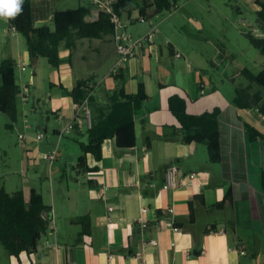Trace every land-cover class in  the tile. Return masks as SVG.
<instances>
[{
  "label": "crops",
  "instance_id": "0c3cea01",
  "mask_svg": "<svg viewBox=\"0 0 264 264\" xmlns=\"http://www.w3.org/2000/svg\"><path fill=\"white\" fill-rule=\"evenodd\" d=\"M253 1L258 11L260 6ZM96 4L90 20L102 7ZM54 11L43 10L33 0L35 25L52 20ZM139 17V4L121 16L133 38L145 36L152 22L158 26L153 17L148 21ZM5 23L0 25V37L8 48L0 54V64L5 58L17 61L26 133L19 150L20 168L14 169L22 170L23 179L18 182L4 172L0 184L9 192L22 189L27 198L31 189L40 191L51 207V222L37 251L11 255L0 250V264H264V137L252 140L245 127L247 122L263 132L264 116L258 109L234 105L236 83L228 75L204 78L202 70L210 62L199 47L185 48L174 38L175 31L164 26H158L152 43L136 47L135 56L121 67L126 91L136 93L143 83L149 95L136 109V144L121 147L114 138L106 139L100 160L88 154L89 165L98 169L80 173V142L88 140L92 118L99 113L98 106L108 103L107 93L116 90L118 80L113 68L100 81L94 79L90 119L83 114L77 120L80 111L70 91L77 80L91 76L86 55L77 57V48L86 45L95 53L111 52V61L116 56L117 64L115 35L97 42L85 38L74 47L63 41L58 67L49 66L45 57L33 65L26 38L7 19ZM187 25L201 30L190 21ZM174 94L186 98L192 114L221 108L220 161L210 160L203 142L171 138L182 132L169 107ZM31 112L38 115L36 124L27 121ZM39 132L44 133L41 140ZM53 151L51 160L46 154ZM172 166L177 171L174 184H169ZM229 192L232 201L215 207ZM83 216L90 219L84 232L77 222Z\"/></svg>",
  "mask_w": 264,
  "mask_h": 264
},
{
  "label": "trees",
  "instance_id": "16d2710c",
  "mask_svg": "<svg viewBox=\"0 0 264 264\" xmlns=\"http://www.w3.org/2000/svg\"><path fill=\"white\" fill-rule=\"evenodd\" d=\"M107 4L101 7L98 17L88 19L91 9L85 5L75 8L57 9L53 13L54 27L49 25L37 26L34 23L33 0H23L22 12L15 18H9L8 23L19 33L24 35L28 45V52L35 65L40 57L48 59L49 63L58 67L62 58L59 48L63 41L67 47H74L79 40L85 38H101L105 35L116 34V24L112 20L114 14L120 18L124 14H130L133 0H107ZM260 8L257 11V30L246 31L245 35L253 46L264 55V0H257ZM140 16L154 17L158 13L171 9L170 0H141ZM189 30L188 33H199L206 36L201 30ZM191 31V32H190ZM17 61L13 58H5L0 64V112L6 114L13 128L18 121L19 106L18 96L20 85L17 82ZM113 73V72H112ZM118 80V85L113 93H107L108 103L98 106L99 113L92 118V124L87 130L88 140L80 142L82 154L77 163V170L82 172L95 171L97 166H90L88 154L100 160L103 155V143L108 138H114L121 147H132L136 144L135 113L142 103L149 98L143 83L139 85L136 93H129L125 88V75L119 68L113 73ZM242 75L247 79L246 84H238L236 76ZM237 75L230 77L236 83V94L233 103L242 109H258L264 116V69L260 73H253L248 67L239 69ZM94 77L79 79L70 91L74 102L80 107L88 99L93 103ZM169 107L178 119L181 133H175L176 139L184 142H203L208 147L209 158L212 162H218L222 158L219 114L221 108L200 114H192L187 110L186 98L174 94L169 98ZM78 117L83 116V110H79ZM77 119V117H76ZM77 125V124H75ZM245 127L250 133L251 139L264 137V131L245 122ZM264 189V171L262 174ZM232 201V194L227 196L215 207H223L226 202ZM51 222V207L44 202L43 195L36 189H31L29 198L22 189L9 192L0 184V246L3 245L11 255H19L21 252L32 253L37 251L42 236L47 233ZM78 223L87 231L89 216L80 217Z\"/></svg>",
  "mask_w": 264,
  "mask_h": 264
},
{
  "label": "rangeland",
  "instance_id": "374dc122",
  "mask_svg": "<svg viewBox=\"0 0 264 264\" xmlns=\"http://www.w3.org/2000/svg\"><path fill=\"white\" fill-rule=\"evenodd\" d=\"M170 1L173 4L171 9L164 10L153 18L156 19L161 29L164 26L169 28V30H174V38L185 48L190 49L194 46L196 48L199 47L203 51L210 62L209 67L202 70L204 78L210 77V75L236 76L238 70L244 67H248L255 74L260 73L264 69V55L251 44L245 35L246 31L257 30L258 28L257 8L253 0ZM140 2L141 0H133V7L135 8ZM34 3L39 5L43 10L48 7L54 10L75 8L79 5H85L90 9L98 7L93 0H34ZM170 13H174L170 17L171 24H169L170 20H167ZM189 21L201 29L206 38H203L199 33H188L187 27L192 28L187 25ZM0 22L6 24L4 18H0ZM45 24L54 27L53 19L45 18L43 22H36L37 26ZM22 38L25 40L23 35ZM91 40L92 42L98 41L97 38H92ZM86 41L87 45L91 43L89 40ZM7 48L5 40L0 37V54L6 52ZM81 54L86 55L85 65L87 70L90 71V77H94L96 81H100L105 73L107 74L109 70L116 66V56L115 60L111 61L113 56L111 52L107 54L104 52L95 53L89 47H86V45H79L76 56L79 57ZM45 60L49 65L50 63L47 61V58ZM28 71L30 72V66L28 67ZM17 72L18 81L21 82L19 68ZM236 82L238 84H246L248 81L244 76L238 74ZM18 106V122L13 128L8 126V124L12 123L11 119L6 114L0 112V174L10 172V175L20 182L24 177L22 170H17L16 172L14 169L20 168L21 155L19 150L23 143L21 138L26 133L24 121L22 122L24 105L21 95L18 96ZM36 118H38V115L31 112L27 116V121L36 124ZM49 134H52L51 129L49 130ZM68 139L69 137L65 140ZM0 183H2V178H0ZM16 185L18 187L20 183ZM0 248V250L8 252L3 245Z\"/></svg>",
  "mask_w": 264,
  "mask_h": 264
},
{
  "label": "built area",
  "instance_id": "2783aa9c",
  "mask_svg": "<svg viewBox=\"0 0 264 264\" xmlns=\"http://www.w3.org/2000/svg\"><path fill=\"white\" fill-rule=\"evenodd\" d=\"M93 1L96 3H101L102 7L105 6L108 2L107 0H93ZM139 19L141 21H148L149 20V18L146 16H140ZM112 20L116 24L115 40H116V44H117V51L119 53V61L116 64V66L113 68L112 72L117 73L119 68L122 67V65L126 59H130V58L135 56L136 47L141 46L143 44H149V43H152L154 41V37L158 33L159 29H158V26L150 20L152 22V25L150 27L149 32L145 36L133 38L132 35L124 29L121 18L117 14L113 15ZM178 55L180 56V54H178ZM201 91L204 92V88ZM77 107H78V111L83 110L85 117H88L90 119V109H89L88 99H86L84 101L83 106L80 107L79 105H77ZM79 119H80V117H77V120H79ZM71 127H72V124L67 126L66 131H69L71 129ZM43 136H44V133L39 132L37 134V139L41 140L43 138ZM24 138H25V135H23L21 139L23 140ZM46 156L51 160L55 159L54 151L49 152ZM176 171H177L176 166H172L169 168V170L167 172L169 184H174L173 177H174V174Z\"/></svg>",
  "mask_w": 264,
  "mask_h": 264
},
{
  "label": "clouds",
  "instance_id": "9594fccd",
  "mask_svg": "<svg viewBox=\"0 0 264 264\" xmlns=\"http://www.w3.org/2000/svg\"><path fill=\"white\" fill-rule=\"evenodd\" d=\"M23 0H0V18H15L22 12Z\"/></svg>",
  "mask_w": 264,
  "mask_h": 264
}]
</instances>
